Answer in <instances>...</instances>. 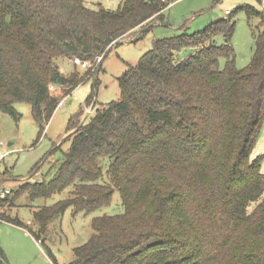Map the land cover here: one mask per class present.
Listing matches in <instances>:
<instances>
[{
	"label": "trees",
	"instance_id": "obj_1",
	"mask_svg": "<svg viewBox=\"0 0 264 264\" xmlns=\"http://www.w3.org/2000/svg\"><path fill=\"white\" fill-rule=\"evenodd\" d=\"M176 1L124 0L110 11L84 0H0V112L19 120L15 104L27 103L44 128L94 73L65 75L60 60L104 61L132 32L145 29L141 39L164 25ZM240 11L261 20L246 68L236 65L232 13L193 34L155 39L119 78L118 101L81 126L83 107L71 117L68 132L76 131L52 177L0 197V220L23 227L1 209L73 186L69 199L34 211L31 234L41 242L54 218L68 209L90 215L118 191L122 212L94 218L70 264H264V156L252 159L264 126V15L250 5ZM92 104L89 95L84 105Z\"/></svg>",
	"mask_w": 264,
	"mask_h": 264
},
{
	"label": "rangeland",
	"instance_id": "obj_2",
	"mask_svg": "<svg viewBox=\"0 0 264 264\" xmlns=\"http://www.w3.org/2000/svg\"><path fill=\"white\" fill-rule=\"evenodd\" d=\"M84 2L92 10L103 8L116 11L124 0H84ZM240 5H250L258 10H264V0L260 2L258 0L176 1L171 9L165 12L166 25L156 22L152 24L154 27L151 31L141 39L134 40L145 30L138 29L119 41L118 45L109 51L104 61L88 63L90 67L94 65L93 68L96 70L92 77L74 90L69 98L67 97L64 105L58 107L49 124L44 128L35 121L32 107L27 103L15 104V111L20 115L19 120L8 113L0 112V156L14 150L0 163V189L9 188L13 194L29 181L42 180L44 176L49 180L57 169L55 167L52 170V165L55 161L62 160L71 146V141L66 140L76 131L74 129L68 132L71 117L83 107V114L79 119L81 126L95 115L97 108H101L102 104L118 101L121 94L119 78L129 65L136 64L152 48L155 39L201 31L216 21L228 19L225 11H229L232 13L231 18L236 22L232 39L236 65L238 69L246 68L254 54L253 36L259 32V20L257 18L250 20L245 11L236 12ZM263 29L264 27H260V30ZM218 43L224 44V38L220 37ZM192 53L190 49L184 50L180 53V57H188ZM224 64L225 60H222L221 67ZM58 65L65 75L76 71L81 75L86 73L81 66L67 59L60 60ZM56 90L53 91L54 94L59 93ZM59 95L62 93L60 92ZM89 95L93 97V104L97 105L95 109L94 107L91 109L92 105H84ZM256 148L252 159L259 155L264 156V126ZM45 159L41 169L30 177ZM262 172L264 173V159ZM74 191L75 188L72 186L48 200L29 201L23 196L13 207L9 204L3 207L2 212L14 220L21 221L25 227L0 220V248L3 254V256L0 254V264H6V261L9 264H55L53 261L57 264H70L75 259L74 250L87 244L94 234L92 228L94 218L119 214L123 210L118 191L115 192L110 206L90 215L74 214L72 209H68L63 216L51 221L47 234L42 237L41 242L44 244L39 246L37 244L39 242L31 234L32 231L37 232L34 211L45 205L67 200L73 196Z\"/></svg>",
	"mask_w": 264,
	"mask_h": 264
},
{
	"label": "built area",
	"instance_id": "obj_3",
	"mask_svg": "<svg viewBox=\"0 0 264 264\" xmlns=\"http://www.w3.org/2000/svg\"><path fill=\"white\" fill-rule=\"evenodd\" d=\"M229 13H230V12L227 11V14H229ZM97 61H98V63L102 62V61H103V57L99 58ZM72 62H73L75 65H77V66H81L83 69L93 68V66H94V65H92V66L90 67V65H89L87 62H83V61H81V60H79V59H75V60H73ZM93 71H96L95 68H93ZM56 89H57V88L51 86V90H52V92L55 91ZM56 92H59V93H60V90L57 89ZM59 93H58V94H59ZM66 99H67V98H64V99L61 101V103L59 104V106H63V105H64V101H65ZM13 152H14V150H11V151H8V152L2 154V155L0 156V163L3 162V160H4L7 156H9L10 154H12ZM11 193H12V190L9 189V188H2V189H0V197H1V198H5L7 195H9V194H11ZM39 243H41V242H39Z\"/></svg>",
	"mask_w": 264,
	"mask_h": 264
},
{
	"label": "crops",
	"instance_id": "obj_4",
	"mask_svg": "<svg viewBox=\"0 0 264 264\" xmlns=\"http://www.w3.org/2000/svg\"><path fill=\"white\" fill-rule=\"evenodd\" d=\"M221 1V0H220ZM259 2H260V0H258ZM240 6H242V5H240ZM172 7V6H171ZM171 7L170 8H168V10H170L171 9ZM253 7V6H252ZM255 8V7H254ZM255 9H257V8H255ZM258 10V9H257ZM258 11H260V12H263L264 13V10L262 11V10H258ZM229 12V11H228ZM225 15L228 17L229 15H230V13L229 14H227V11H225ZM226 17V18H227ZM224 20V19H223ZM227 20V19H226ZM259 20V24H260V22H261V20L260 19H258ZM156 24V23H155ZM142 32V31H141ZM140 37V36H139ZM139 37H137L136 39H134V40H139ZM125 43H127V42H125ZM137 64V63H136ZM136 64H134L133 63V65H136ZM103 65V64H102ZM80 87V86H79ZM72 96V95H71ZM70 96V97H71ZM69 98V97H68ZM94 106V104H92V106H91V109H92V107ZM104 106V104H102V107ZM257 147V146H256ZM257 149V148H256ZM39 246H41V243H37ZM0 254L3 256V254H2V250H1V248H0ZM5 261H6V259H5ZM6 264L8 263L7 261L5 262ZM9 264V263H8Z\"/></svg>",
	"mask_w": 264,
	"mask_h": 264
}]
</instances>
